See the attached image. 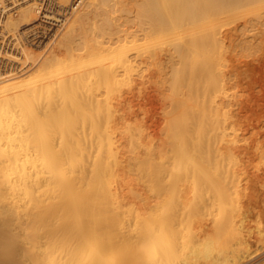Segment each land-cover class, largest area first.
I'll return each mask as SVG.
<instances>
[{
	"label": "bare ground",
	"instance_id": "1",
	"mask_svg": "<svg viewBox=\"0 0 264 264\" xmlns=\"http://www.w3.org/2000/svg\"><path fill=\"white\" fill-rule=\"evenodd\" d=\"M255 220L264 0H0V264H264Z\"/></svg>",
	"mask_w": 264,
	"mask_h": 264
},
{
	"label": "rangeland",
	"instance_id": "2",
	"mask_svg": "<svg viewBox=\"0 0 264 264\" xmlns=\"http://www.w3.org/2000/svg\"><path fill=\"white\" fill-rule=\"evenodd\" d=\"M10 63L16 65V63L14 61H11ZM150 90H152V89H149L148 91H150ZM232 91L233 92H237L236 94H240L241 96H247L248 94H254L251 89H246V87H244V86H236V87L232 88ZM149 95L150 96L148 98L146 96V97H144V99H138V100L135 99V101L133 102V104H135V106L131 110H135L137 108V105L140 104L141 105V109L137 110L136 119L137 120H141V119L145 120L147 125L150 124L148 130H150L153 134H157L159 129H161V125H162V124L159 125L157 121L159 120V118H161V113L164 112V109H162V105H161L160 101H161V99L162 100L165 99V97L168 95V91H165V90H163V91L160 90L159 92H155L154 91V92H150ZM162 104H163V102H162ZM127 148H128V146H127ZM258 164H259V161L257 159H253L250 162V164L247 166V171H249V172L252 171ZM139 172H140L141 176L144 175V173H143L144 171H142V170L140 171V169L135 171L133 169V171L130 170L128 172L129 174L126 173V174H128V176L125 174V175H123V177H124V179L128 178V181H129V179L130 180L133 179V177L135 175H136L135 177L138 176L139 179L138 178H136V179L134 178L133 179V180H135V182L133 181V183L135 184V183H138V181L141 182V180H142L140 175H139ZM123 177L121 176L120 182H122V180H123L122 178ZM123 181L126 182L127 179H125ZM127 184H130V182H127ZM256 191H257V189H256ZM256 191H254L252 193V195H255ZM255 222H257L258 226L264 225V221H261V220L256 221L255 220ZM261 258L262 257H260V256L257 257L254 262L255 263H259L262 260H264L263 258L262 259Z\"/></svg>",
	"mask_w": 264,
	"mask_h": 264
}]
</instances>
